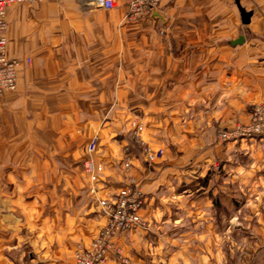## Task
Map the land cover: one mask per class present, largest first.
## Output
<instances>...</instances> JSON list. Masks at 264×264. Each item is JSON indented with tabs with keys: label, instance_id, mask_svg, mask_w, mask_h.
I'll return each mask as SVG.
<instances>
[{
	"label": "crops",
	"instance_id": "obj_1",
	"mask_svg": "<svg viewBox=\"0 0 264 264\" xmlns=\"http://www.w3.org/2000/svg\"><path fill=\"white\" fill-rule=\"evenodd\" d=\"M239 5L251 12L248 23ZM126 11L121 1L113 9L80 0L7 8V53L22 65L17 89L0 98V186H14L0 188V264H75L69 248L107 221L96 198L129 185L121 170L132 150L129 118L167 152L161 164L133 156L149 225L115 240L129 264H195L198 244L203 264H229L230 217L253 221L232 264H264V135L216 139L264 101V0H161L134 21ZM95 136L92 184L83 162ZM21 206L36 208L28 226L15 212L6 216ZM182 216L204 217V225H170ZM182 231L203 240L181 241ZM26 249L30 262L22 261Z\"/></svg>",
	"mask_w": 264,
	"mask_h": 264
},
{
	"label": "built area",
	"instance_id": "obj_2",
	"mask_svg": "<svg viewBox=\"0 0 264 264\" xmlns=\"http://www.w3.org/2000/svg\"><path fill=\"white\" fill-rule=\"evenodd\" d=\"M39 0H0V97L7 92L15 91L18 84V70L22 62L11 58L7 53V8L11 5ZM85 6L101 9H113L121 1L127 11L125 17L128 20H138L151 16L159 7L161 0H80ZM30 59L27 62L30 63ZM252 123L245 126H238L234 133L222 132L220 138L228 140L238 137H253L264 135V102L255 103L251 110ZM137 126L139 130V125ZM96 139H92L88 145V157L84 160V171L89 174L92 180H97L96 165L93 158V151ZM127 150V149H126ZM145 154L150 161H157L162 155L161 150L145 149ZM131 159L126 160V166L131 165ZM141 190L135 188L133 192L119 194V200L115 203L112 212L108 213V224L101 229L100 236L91 244V247H79L76 250L77 264H103L109 252L121 249L114 245V237L142 224L138 216V210L142 205Z\"/></svg>",
	"mask_w": 264,
	"mask_h": 264
},
{
	"label": "rangeland",
	"instance_id": "obj_3",
	"mask_svg": "<svg viewBox=\"0 0 264 264\" xmlns=\"http://www.w3.org/2000/svg\"><path fill=\"white\" fill-rule=\"evenodd\" d=\"M5 94L2 95L0 98L5 96ZM262 102H264V101H262ZM262 102H256V103H262ZM253 104H255V103H253ZM253 104L251 105V110H252ZM251 110H250V117H249L248 121H246V122H235L234 125L231 126L230 128L220 130L218 132V134H217V137H216L217 141H219V142L224 141L225 142V141H230V140H234V139L248 138V137L233 138L232 137L233 135H230L231 138H229L228 140H222L220 138V134L222 132H228V133L232 132V133H234L235 129L238 126H241V125L247 126V125L251 124L252 123ZM129 121H130V130H129V133H128L129 142H128V144L126 146H128V147L131 146L132 150H131V152H128L129 150H124V157H123L122 162H121L122 173L129 180V185L125 189L121 190L119 193H116L113 196H110V197H107V198H96V202L95 203H97V205L101 209V211H103L107 215V221L99 229L97 234L90 240V242H88V243L78 242L77 244H75L74 248H72V247L69 248V251H67V255L69 257H67V258L73 260V262L75 264H77V261H76V250L79 247H85V248L91 247L92 242L97 237L100 236L101 229L104 228L108 224V213L107 212H112L113 211V207H115V203L119 200V197H118L119 194L129 193L130 191L133 192L135 188H138L139 190H141V186L135 181V178L131 175V171H132V168H133V165H134L133 164V156L136 155V154H142V155H144V157L149 162H151L153 164H161L162 162L165 161V159L167 157V152L165 151V149L163 147H152L143 138L142 132L144 131L143 130L144 129V124L142 122H140L136 118H132V119L129 118ZM136 123L140 127L139 130H138L137 126L135 127V125H134ZM94 138L96 139V145L94 147L93 153L95 152V150L97 148V143H98V137L95 136L92 139H94ZM5 139H6L5 141L7 142V144L13 143L12 141H14V138H11V137L7 138L6 135H5ZM92 139L90 140V142L92 141ZM106 142L107 141H106L105 138H100V143L99 144H100V146H105ZM147 148H151L152 150H161L162 151V155H161L160 159H158L157 161H150L149 158L145 154V149H147ZM128 159H131L132 163H131V165L126 166L125 163H126V160H128ZM83 171H84V162H83ZM86 174L88 175V178L90 179L92 184H94V182H96L98 180V172L97 171H96L97 180H95V181L91 179V177L89 176L88 173H86ZM3 187H6V190H8L10 188H13L14 186L13 185H11V186H2L1 185L0 186L1 189ZM15 187H18V186H15ZM141 192H142V190H141ZM141 195H142V205L140 206V208L138 210V216H139V219L141 220L142 224L140 226H137V227H134V228H132L130 230H127L124 233H120L116 237H114V239H113L114 240V245H115L116 248L121 249V251L119 253L116 250L110 251L109 255L107 256L106 261L103 264H105L110 257H113L114 259H117V261H119L122 264H129L130 263V257L124 251L122 246L118 245L115 240L117 238H119L120 236L126 235L127 232H129V231H131V230H133L135 228L146 227V226L149 225V222L147 220L143 219L140 216V214H139V212H140V210H141V208H142V206L144 204L143 193H141ZM12 203L13 202H9V201L5 200L6 206H7V204H10V206H12L11 205ZM21 207H22V209L21 208L19 209V207L16 208L15 210H12V208L7 209L6 216H7V218L9 216L11 219H13L15 217L13 215H11V214L15 212L14 214L16 216V221H19L22 224V226L23 225L28 226V222H26L25 219H27V217H28L30 222L33 221L34 219L33 218L31 219L30 216L32 215V217H34L33 215H35V213H36V208L32 207L31 209H29V207H23V206H21ZM204 221H205L204 217H201V219H199V218H196V217L182 216L180 218V221H178V223H172L171 222L170 225L175 224L174 226H180L181 229H183V227L194 225V226L198 227L197 230L198 229L201 230V227L204 225V223H203ZM227 222H228V225L230 227L229 228L230 230L228 231L227 239H225V244H224V245H226V243H228V247H225V248H228V250H229V257H228V260H226V262H228L229 264H232V263H236L237 261L240 260L239 259V254L240 253H237V252H239L237 245L242 241L241 237L244 236V235L245 236H250L251 235V233H249L248 230L245 229V227H243V226L246 223H253V221H252V219H249V218L248 219L246 218V220H245V218L243 219V217H240V218L230 217ZM193 235L195 236L194 237L195 240H198V242H199V240H203V235L200 232H198V231L190 233V234L182 231L180 234H178L180 240L181 241H185V242H187L189 240L193 241L194 240ZM219 238H220V236H219ZM248 239H250V238H248ZM39 242H41V241H38V239L34 240L33 248H36L37 252H40V244H39ZM197 246H198V248H196V249L191 247L190 253H191L192 257H196L197 261H196L195 264H203L202 262L204 260V248H200L199 244ZM184 248H185V250L182 249L181 256H184V255L188 256L189 253L187 252L188 251L187 247H184ZM25 251H26V253H25ZM25 251H21V254L24 255V257H25V259H23L22 261L25 260L27 262H30L29 257H28V253H27V249ZM44 254H45V252H43L41 256L39 255V257H43ZM187 256H186V258H187Z\"/></svg>",
	"mask_w": 264,
	"mask_h": 264
},
{
	"label": "water",
	"instance_id": "obj_4",
	"mask_svg": "<svg viewBox=\"0 0 264 264\" xmlns=\"http://www.w3.org/2000/svg\"><path fill=\"white\" fill-rule=\"evenodd\" d=\"M240 11L242 13L243 22L248 23L250 20L251 12L246 11L243 7L239 5Z\"/></svg>",
	"mask_w": 264,
	"mask_h": 264
}]
</instances>
